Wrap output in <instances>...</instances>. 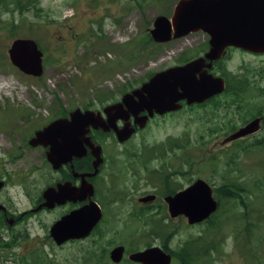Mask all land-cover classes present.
Returning a JSON list of instances; mask_svg holds the SVG:
<instances>
[{
  "label": "rangeland",
  "instance_id": "1",
  "mask_svg": "<svg viewBox=\"0 0 264 264\" xmlns=\"http://www.w3.org/2000/svg\"><path fill=\"white\" fill-rule=\"evenodd\" d=\"M175 2L37 0L30 10L7 2L0 6V178L5 181L0 203L9 217L10 213L17 217L36 204L39 191L53 178L42 146L27 144L37 128L75 107L101 108L140 86L152 73L177 64L179 58L203 53L201 45L208 36L201 31L163 43L150 39L153 18L160 14L170 17ZM13 35L32 37L43 49L44 69L39 77L25 74L9 62L6 51ZM216 70L232 81L243 78L244 97L221 93L208 104L183 106L155 116L125 145L108 141L107 169L101 174L103 183L98 191L103 219L92 234L57 245L48 229L59 210L26 211L11 228L0 226L3 239L12 233L18 235L11 250H0V264H33L31 255L35 254L40 262L44 260L42 264H137L130 262L127 254L114 263L108 251L117 243L130 251L163 238L149 230L151 217L168 215L162 201L167 187L156 185L160 180L151 178L152 171L166 173L177 188L197 177L215 185L227 177L225 161L239 154L237 162L245 185L256 192L253 184L260 179L264 182L259 168L264 162V54L229 48ZM100 97L105 99L98 102ZM257 115L262 120L256 134L224 142L232 131ZM243 147H248L249 153H242ZM128 151L135 156L126 157ZM151 151L149 161L142 162ZM229 173L239 181L235 170ZM151 192L157 193L158 199L140 210L142 203L137 197ZM251 197L264 208V192ZM220 210L211 220L193 225L187 224L185 217H168L164 220L170 221L168 247L178 250L198 235L213 238L216 233L212 235V231L221 224L216 237L218 250L211 251L204 264H253L244 255L243 220L234 216L240 214V208L234 202H223ZM0 216L4 219L1 211ZM258 225L264 230V216ZM262 248L258 246L257 251ZM91 251L93 258L84 260ZM171 264L181 263L175 257Z\"/></svg>",
  "mask_w": 264,
  "mask_h": 264
},
{
  "label": "water",
  "instance_id": "2",
  "mask_svg": "<svg viewBox=\"0 0 264 264\" xmlns=\"http://www.w3.org/2000/svg\"><path fill=\"white\" fill-rule=\"evenodd\" d=\"M199 29L209 34L210 47L205 55L183 65L159 71L139 88L124 94L122 102L127 107L125 111L117 110L121 104L109 105L105 108L108 118L104 120L99 112L75 108L69 113L68 118H57L37 130L29 143L48 144L47 159L53 167H57L61 162L69 160L72 155L82 154L84 152L82 140H85L90 145L92 154L97 156L93 162L95 169L89 173L94 174L100 161L98 157L100 149L94 146L89 138L83 137L89 125L109 129L114 127L117 116L131 112L136 118L135 122L143 126L147 117L154 112L162 114L179 108L181 105L178 101L181 99H186L187 103L201 102L222 91L224 88L222 78L215 77L206 70L201 71L204 66L209 67L212 60L219 58L227 45L253 52H264V0H178L170 18L157 15L153 19L149 33L155 41L163 42ZM7 52L11 63L23 72L41 74L42 52L33 39L16 38L11 41ZM205 58L209 59L208 63H205ZM108 109L114 112L109 113ZM143 110H146L147 114L139 115ZM257 122V119L253 120L228 136L227 140L257 130ZM115 130L119 140H123L134 128L125 124ZM2 186L3 180H0V189ZM87 194H92V186L84 180L79 187L71 186L69 182L59 184L57 189L47 187L43 192L45 201L32 210H37L42 205L52 207L56 202L82 199ZM152 197L148 196L149 199ZM166 201L170 215L174 217L183 214L188 223L206 219L218 205L212 195L210 184L202 178H196L184 189L167 196ZM100 215L99 206L90 201L56 220L50 227V235L58 244L68 238L84 237L96 224ZM8 223H12V219ZM123 251L122 245L113 247L110 251L111 259L119 261ZM128 257L141 264H169L171 259V255L159 246L132 252Z\"/></svg>",
  "mask_w": 264,
  "mask_h": 264
},
{
  "label": "trees",
  "instance_id": "3",
  "mask_svg": "<svg viewBox=\"0 0 264 264\" xmlns=\"http://www.w3.org/2000/svg\"><path fill=\"white\" fill-rule=\"evenodd\" d=\"M6 2L13 4L20 10H30L35 8L37 0H0V6ZM4 6L5 9H8V6L6 4H4ZM15 36L16 35H13L11 36V38ZM188 59L189 57H186L183 61H186ZM236 81L237 79H233L231 83L227 81L226 91H231L234 88L232 82L237 84ZM99 100L101 101L102 99ZM247 148L248 147H243L241 152L249 153V151H247ZM212 158L213 161H217L214 160L216 158L214 155L212 156ZM237 160H240L239 154H236L235 158L225 161V167L227 169L225 173L227 177L225 179H221L218 184H213L214 193L219 200L218 210L221 212L220 209L221 207H223V202H227L229 204H232V202H234L240 208V214L234 213V216L236 220H243L241 230L243 233L245 244L244 255L253 264H264V249L261 247L262 245H264V230H259L258 225V221L264 216V208L258 207V205L254 203L251 197V195L255 196L258 192H264V182L260 179L258 182H256V184H253L257 188L256 192L249 186L245 185V176L241 175L242 168L238 166ZM259 168L261 172H264V162L260 164ZM233 170H235L238 175H240L236 177L239 181H236L234 177H231L229 171ZM248 197L249 199H247ZM217 211L215 213L219 212ZM215 213H213L206 221L211 220L215 216ZM0 226L11 228L10 226H7L5 224L2 216H0ZM220 229L221 224L217 227V230L212 231V235L216 233V236L213 238L211 236L206 237L205 234L198 235L189 239L178 250L174 252L175 257L179 259L181 264H204L208 256L211 255V251L218 250L217 238L219 237ZM252 239H255L254 243L252 242ZM17 240L18 235L16 233H12L11 235H9L7 240L3 239L0 234V250H11L17 243ZM258 246L262 248V251H257ZM31 256V258L33 259V264L44 263V260L40 262V257H37L36 254ZM88 258H93L92 251L88 256H84V260ZM21 259L24 260L25 257L21 256Z\"/></svg>",
  "mask_w": 264,
  "mask_h": 264
},
{
  "label": "flooded vegetation",
  "instance_id": "4",
  "mask_svg": "<svg viewBox=\"0 0 264 264\" xmlns=\"http://www.w3.org/2000/svg\"><path fill=\"white\" fill-rule=\"evenodd\" d=\"M229 48H233V47H227L225 49V54L227 52V50ZM238 49V48H237ZM223 54V56L225 55ZM225 57V56H224ZM223 60V59H222ZM221 60V61H222ZM216 65L212 66L211 67V70H214L215 69V72H221V71H217L216 70ZM222 74L225 76V77H229L227 74H225L224 72H222ZM216 98V97H215ZM214 100L211 99L209 100L208 102H206L205 104H208L210 102H212ZM113 103V101H112ZM102 110V108H101ZM103 115V118H107V115L103 112L102 113ZM124 116H126V118L122 117V116H117L115 118V123L113 124L114 127H117V128H120L122 127L123 125L125 124H128L130 123V125H133L134 124V120H135V116L133 114H127ZM141 128L139 127H135V130L134 132H132L131 136H129L127 139L125 140H119L117 138V134H116V131L114 128L110 127L109 129L107 130H103L102 128H92L90 126L88 132L86 133V135H88L90 137V140H92L95 144H98L100 145V157H101V161L99 162V164L97 165V172L96 174L94 175H87V173H90L94 170L93 168V155L91 154L90 152V149L87 145L86 142H83L86 150H85V153L82 154V155H79V156H73L71 158V161H67V162H64L62 164L59 165V167L57 168H53L51 166V164L49 162H47L46 160V163H47V166H48V169L50 170L53 178L52 180L47 184L48 186H55V189L57 188V186L59 184H62L64 182H69L72 186H75V187H78L80 186L81 182H82V178L80 176V174H84V178L86 180V182H89L92 186H93V196L92 198H94V200L100 205V207L102 208L103 207V202L101 201V204L99 203L98 199V191L100 192V188H101V183H103V177L101 176V174L107 169L106 168V164H107V161H108V155H107V151H108V148L109 146L107 145L108 141H110L113 145H117V146H122V145H125L126 143H128L137 133L138 131L140 130ZM84 135V137L86 136ZM43 150H44V158L46 159V149H47V146H42ZM139 151V147L136 148V152ZM135 152V154H136ZM130 156H135L133 154L132 151H128L127 152V155L126 157H130ZM137 157L139 155H136ZM112 157V156H111ZM151 156H145L143 159H142V162H145V161H149V158ZM43 158V157H42ZM113 159V157H112ZM131 166H133V163L129 162ZM111 167H114V164L113 162L110 164ZM124 168L126 169V167L124 166ZM114 173H112L111 175H113ZM152 177L151 178H154L153 180H160V182H158L156 185L158 186H166L167 189H166V192H164V195L162 196V201L165 203V209H166V212H167V204H166V201H165V197L167 195H171L173 194L174 192H176L179 188L177 187H173L172 184H171V181L168 179V175L166 173H163V172H155V171H152L151 172ZM157 178V179H155ZM99 187V189H98ZM107 190H109L110 188L109 187H106ZM148 194H153V197L152 199L148 200V201H141L140 198H143L145 196H150ZM158 194L155 193V192H151V193H146L145 195H141V196H138L137 197V201L139 203H142L139 207L140 210H145L143 206H147L148 204H154L155 201L158 199ZM118 199V197H116ZM43 195H42V190L39 191L38 195H37V199H36V204H40L41 202H43ZM89 202V196H86L84 199L82 200H75V201H71V200H66L65 202H62V203H57L52 209H58L59 212L57 213V217L58 218L59 216H61L62 214H64L65 212L69 211L70 209L72 208H78L80 206H82L83 204H87ZM42 210H46L45 208H41L40 211ZM136 216V214H135ZM169 217V215H165L163 218H156L154 217H151V221H150V225L152 226V229H153V234H156L158 236H163V230L162 229H157L156 226H163V225H168L170 223V221H164V220H167V218ZM170 219H176V218H171L169 217ZM168 232L165 233V235L163 236L162 239L160 240H155L157 242L158 245H160L161 247H166V249L168 248V245H167V238H168Z\"/></svg>",
  "mask_w": 264,
  "mask_h": 264
},
{
  "label": "bare ground",
  "instance_id": "5",
  "mask_svg": "<svg viewBox=\"0 0 264 264\" xmlns=\"http://www.w3.org/2000/svg\"><path fill=\"white\" fill-rule=\"evenodd\" d=\"M0 88H3V86H0Z\"/></svg>",
  "mask_w": 264,
  "mask_h": 264
}]
</instances>
